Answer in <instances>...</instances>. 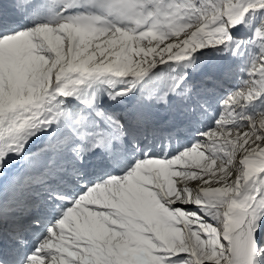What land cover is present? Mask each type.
<instances>
[{
    "label": "snow or ice",
    "instance_id": "snow-or-ice-1",
    "mask_svg": "<svg viewBox=\"0 0 264 264\" xmlns=\"http://www.w3.org/2000/svg\"><path fill=\"white\" fill-rule=\"evenodd\" d=\"M0 264H264V0H0Z\"/></svg>",
    "mask_w": 264,
    "mask_h": 264
},
{
    "label": "rangeland",
    "instance_id": "rangeland-1",
    "mask_svg": "<svg viewBox=\"0 0 264 264\" xmlns=\"http://www.w3.org/2000/svg\"><path fill=\"white\" fill-rule=\"evenodd\" d=\"M2 2H5V3H11L12 0H2Z\"/></svg>",
    "mask_w": 264,
    "mask_h": 264
}]
</instances>
